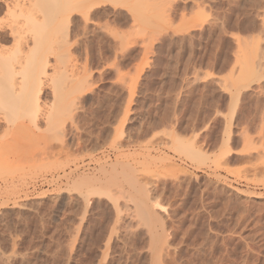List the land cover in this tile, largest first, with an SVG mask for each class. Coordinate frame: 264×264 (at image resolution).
Listing matches in <instances>:
<instances>
[{
  "label": "rangeland",
  "instance_id": "rangeland-1",
  "mask_svg": "<svg viewBox=\"0 0 264 264\" xmlns=\"http://www.w3.org/2000/svg\"><path fill=\"white\" fill-rule=\"evenodd\" d=\"M27 56L62 120L0 98V264H264V0H0Z\"/></svg>",
  "mask_w": 264,
  "mask_h": 264
},
{
  "label": "bare ground",
  "instance_id": "bare-ground-1",
  "mask_svg": "<svg viewBox=\"0 0 264 264\" xmlns=\"http://www.w3.org/2000/svg\"><path fill=\"white\" fill-rule=\"evenodd\" d=\"M57 12H58V10H57ZM54 14H57V13H54ZM34 37H35V35H34ZM34 43H33V45H34ZM31 51L29 52L30 54H31ZM27 54H28V52H27ZM36 55H37V53H36ZM25 58H26V56H25ZM20 59L26 60V61H24L25 63L21 62ZM20 59L18 61L20 63H18L16 60L15 61L11 60L9 62L6 61L8 63H5V62L1 63L0 70H2V71L0 72V75H2V77L4 76L6 84L4 86L0 87V98H3V99L7 98V100L9 99L7 101V103L9 101L10 102L7 104L8 107H6V108H9V110H12V111L18 110L19 111L18 115H20V117L23 119L24 118L27 119V117L29 118L32 116L34 117V115H37L41 112V108L43 107L44 109L42 110V112L44 113L43 115L45 117L44 125L47 127L48 130L49 129L51 130V128L57 126L62 119L60 117L61 113L57 112L55 109L57 99H56V101H55V99L53 100L54 102L50 105L48 110H46L45 104L43 106H41V104L39 102V100H40L39 87H40V84L42 83L41 82L42 81L41 76L43 75V73L45 71H43L41 69V67H40L41 62L38 61L37 58L35 60L34 59L30 60L29 56H27V59L29 61H27V59H22V57H20ZM0 60H2L1 57H0ZM11 62H13V63H11ZM15 64H17V66ZM19 75H21L22 80L20 78H17V76H19ZM63 75L65 76V73ZM71 76H72V74H71ZM71 79L69 81H71ZM24 88H25V90H23ZM57 95L59 96L60 94L57 93ZM52 98H54V97H52ZM58 98L60 99L61 97L59 96ZM24 126H25V124L22 122L18 126V128H16V129L20 130V128H23ZM18 132L22 133L21 131H18ZM25 133H26V131H24V134ZM146 215H148V214L146 213Z\"/></svg>",
  "mask_w": 264,
  "mask_h": 264
}]
</instances>
